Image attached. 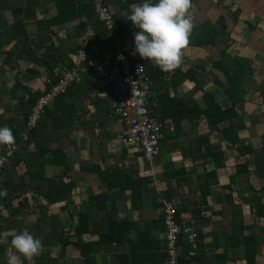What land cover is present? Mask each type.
<instances>
[{
    "label": "crops",
    "instance_id": "0c3cea01",
    "mask_svg": "<svg viewBox=\"0 0 264 264\" xmlns=\"http://www.w3.org/2000/svg\"><path fill=\"white\" fill-rule=\"evenodd\" d=\"M141 2L109 0L113 29L100 32L91 24V59L79 68L75 81L90 91V98L82 101L84 109L74 116L82 123L64 129L39 127L30 141L18 142L15 155L2 167L0 231L8 233L9 241L23 230L41 239L40 254L31 261L21 258L23 264H85L75 244L76 214L89 195L108 192L94 172L82 171L91 165L111 173L119 170L110 180L116 183L109 191L111 210L91 212V236H81L83 241L91 240V264H167L160 210L163 200H169L176 207L177 218L190 223L197 232L201 248L198 264H245L243 250L228 244L239 214L252 234L253 221L256 223V264H264V221L253 217V189L254 196L264 198V179L254 174L253 155L241 154L237 145H232L236 138L239 145L261 147L264 134V0H192L193 30L182 63L176 68L179 78L163 75L162 88H167L170 96L183 97L200 107L205 106L203 94L208 92L223 109L234 99L224 92L228 86L224 71L234 74L241 67L243 102L233 106L237 116L218 123L217 129L207 127L208 118L185 121L177 135L168 126L171 137L161 142L160 154L151 166L141 152L120 143L121 123L111 114L103 80V71L115 54L125 52L132 44L138 29L126 15ZM57 5V0H0V119L4 126H9L7 120L15 115L14 102L19 97L11 100L6 91L18 95L24 89L43 91L50 64L43 61L45 57L50 61L59 58L57 67L62 58L74 63L83 32L77 29L78 18L65 24H48ZM14 27L24 34L16 35ZM5 51L14 55L3 62ZM181 73H186L183 80ZM158 84L151 85L154 91ZM95 102L102 103L109 114L100 116ZM64 104H48L41 117L48 119V111L54 109L56 113L51 116L58 115ZM57 148L70 160L64 181L73 183L72 198L51 201L46 198L48 181L39 173L43 170L47 177L62 171V166L52 164L51 155L44 152ZM209 153L222 165L217 166ZM245 164L246 169L239 168ZM239 169L243 172L238 173ZM122 170L149 179L137 208H131L129 190L120 192L117 188L125 182ZM118 218L125 220L117 229L120 237L127 239L134 234V241L130 244L125 239L109 245L98 242V234L105 233L108 221ZM126 221H131V226ZM60 232L72 244H60ZM14 252L10 244H0V264H6L7 255Z\"/></svg>",
    "mask_w": 264,
    "mask_h": 264
},
{
    "label": "trees",
    "instance_id": "16d2710c",
    "mask_svg": "<svg viewBox=\"0 0 264 264\" xmlns=\"http://www.w3.org/2000/svg\"><path fill=\"white\" fill-rule=\"evenodd\" d=\"M58 5L56 8V14L50 18L51 21H47L49 25H56V24H65L67 22H71L73 19L78 18V30H82L84 32L86 26H90L93 24V26L97 27V29L100 32H106V29L103 26V23L96 20L93 12L92 3L88 0H57ZM21 22H18L19 24ZM22 29V28H21ZM15 34L18 35L24 34V31H18L15 30ZM134 39V38H133ZM90 45H91V37L89 38L88 45L86 46V58L83 63H81L78 67L81 68V66H87L90 59H91V52H90ZM134 44L132 41V44L128 46V48L133 49ZM127 48V49H128ZM9 51H5V58L7 59L8 55H10ZM14 55V54H13ZM11 54V56H13ZM61 59V58H60ZM16 60V59H15ZM48 60V61H47ZM140 60H142L143 64L145 65V69L147 74L150 77L151 85L156 84L157 82H160L157 85L156 90L150 86L149 88V95L147 97V104L148 107L151 108L159 120L161 121L162 125V133L163 137L161 139V142L165 138H169L170 132H168V126L172 127L173 132L177 135V133L180 132L182 129L183 123L185 121H193L198 120L200 118H208L207 120V127L210 130L217 129V124L226 120H231L232 118H235L237 116L236 111L233 110V106L237 104H242L243 102V90L241 88L240 79L243 73L242 68L238 67L240 71H237L236 73L232 74L231 70L224 71L226 81L228 83V86L226 89H224L225 94L229 98H234L230 101L229 107L223 108L218 104L217 101H215L212 94L206 92L203 94V98L205 99V106L200 107L197 104H191L188 99H184L183 97L180 98V96L172 95L170 96L167 88H162V82H163V75H170L169 77L171 79L173 78H179L178 77V70L174 69L169 72H161L157 65H155L154 62L151 60H143L140 57ZM43 61H46V63H50L47 65L48 75L47 80L45 81V89L43 91L39 90H30V89H24L21 93V95H18V93L15 94V91H6L7 94H9L10 99L12 100L13 96H19L16 101H18L16 104V109L13 111V117L9 120H7L9 126L13 132V135L15 137V142H21L22 137L21 133L24 129L25 122L28 118L29 112L31 110V107L37 100V98L45 91L47 90L61 75L63 71L68 69L71 66H74L75 64L70 59L62 58L61 64L57 67L58 59H54L50 61L48 58H44ZM176 70V71H175ZM174 72V73H172ZM172 73V74H171ZM177 74V76H176ZM186 77V73H181L180 80H183V78ZM104 80V79H103ZM107 87V86H106ZM154 92V94L152 93ZM90 91L85 88V86L78 85L76 82L71 83L67 89L59 94L56 95L53 100L50 103H60L64 104V101H72L71 103L64 104V109H60L58 111V115L51 116L50 113H56V109L52 110V112H49V118L44 119L42 117L39 118L36 126L32 128L29 131L28 139L25 141L28 142L31 140L32 134L35 133L36 129L39 127L42 128H66L67 126H77L82 123L81 120L74 118L75 115H77L78 111L82 112L81 110L84 109L82 107V101H85L89 99L90 97ZM107 100H111V98L106 97ZM63 101V102H62ZM49 103V104H50ZM18 105V106H17ZM67 105V106H66ZM100 105V106H98ZM95 111L99 113L100 116L104 114H109V109L102 106V103H94ZM46 110H48V105L45 107ZM112 111V108H111ZM81 115V113H79ZM112 114V113H111ZM210 118V119H209ZM168 120V121H167ZM0 126L3 125V120L0 119ZM73 127V128H74ZM174 134V135H175ZM226 139L229 142H232L230 140V137H226ZM236 140V138H235ZM235 140L232 142L237 145V149L241 154H252L253 155V161L252 164L254 165V174L260 178L264 179V134L261 136V147H255L254 148L248 144V145H239V140L235 142ZM121 143V142H120ZM122 144V143H121ZM123 145V144H122ZM3 145L1 147V153L3 152ZM211 146V145H210ZM126 147V146H125ZM129 148V147H127ZM49 153L51 156V163L56 165L62 166V171L59 173L54 172L51 176H45L42 170V167H39L42 170V173H39V177L43 180L48 181V191L46 193V198H49L51 201L56 200H65L66 198L70 199L72 198V189H73V183L71 180L65 182L64 178L67 176V172L69 170V157L66 156V153L62 152L61 149H50L47 151H44ZM16 153V152H15ZM142 155V153H140ZM15 155V154H14ZM211 156V160L215 163H217V166H221L222 163H218L215 156L212 154H208ZM158 157V156H157ZM156 157V158H157ZM12 158V157H11ZM155 158V159H156ZM239 168H247V164L245 165H239ZM40 170L38 169V172ZM84 172L92 173L94 172L101 182L106 184L107 193H101L99 195H94L91 197L89 195L87 201L81 202L78 208V212L76 214L77 216V222L74 226V235L77 238L76 245L79 249L80 256L84 259V263L86 262L88 264H91V240L83 241L81 239V236H91V212L95 213H102V212H109L111 210L110 208V190L114 189V186H116V183H111L110 180L115 179L114 177H117V172L119 173V170L117 172H112L110 170H101L98 167H91V165H86L82 169ZM115 171V170H114ZM238 173H242L243 171H240V169L237 171ZM111 173V175H110ZM122 175H124L125 182L124 184L117 186L118 190H121L120 192L124 190H129L130 195V203L131 208H137L139 201H142L143 199V193L145 185L148 183V178H141L139 176H136L134 174L126 173L125 170L120 171ZM133 173V172H132ZM262 190H264V184L262 185ZM255 190L253 189V217L258 222L264 221V198L261 196L255 195ZM92 203V207H91ZM238 223L236 220H234V232L229 237V246L241 248L243 250L244 254V263L245 264H256V256L258 251V238L254 232V228L256 223L253 221V234L249 232V227L243 225V218L239 214L238 215ZM235 219V218H234ZM125 222L124 219L118 218L114 221H108V229L105 231V233H99L98 236V242H101L103 244L109 245L112 242H121L125 241L126 238L120 237L117 229L119 226H121ZM128 226H131V221H126ZM112 227V228H111ZM115 227V231H113V228ZM244 230L247 231L244 233ZM134 236L130 235L126 241L130 242V244L134 241L131 239ZM57 241L62 245L72 244L68 238L66 237L65 233H59ZM184 245V249L186 248V244ZM199 254V253H198ZM197 254V256H198ZM195 257L196 262L198 257ZM184 261V259H182Z\"/></svg>",
    "mask_w": 264,
    "mask_h": 264
},
{
    "label": "built area",
    "instance_id": "2783aa9c",
    "mask_svg": "<svg viewBox=\"0 0 264 264\" xmlns=\"http://www.w3.org/2000/svg\"><path fill=\"white\" fill-rule=\"evenodd\" d=\"M88 1L92 3L96 20L102 22L107 31L112 30L115 20L108 6L109 0ZM92 33L90 26H86L75 53V65L63 71L33 104L21 133L23 141L28 139L29 131L36 126L45 107L56 95L63 93L78 79V66L85 61V50ZM121 54L124 59H118ZM103 79L107 86L106 96L111 98V113L121 123L120 142L126 147L141 152L151 166L160 154L163 133L161 121L147 104L152 82L140 56L133 55L131 48L125 52L118 51L113 61L104 69ZM17 149L16 142L4 146L0 155V171ZM160 210L165 229L164 252L167 264H198L195 257L201 248L195 229L190 223L177 218L176 207L169 200H163ZM183 244H186L185 249Z\"/></svg>",
    "mask_w": 264,
    "mask_h": 264
},
{
    "label": "clouds",
    "instance_id": "9594fccd",
    "mask_svg": "<svg viewBox=\"0 0 264 264\" xmlns=\"http://www.w3.org/2000/svg\"><path fill=\"white\" fill-rule=\"evenodd\" d=\"M192 0H142L132 7L126 19L138 31L134 32L132 54L151 60L165 72L181 63L193 30ZM118 59H124L123 54ZM15 137L10 127L0 126V145H11ZM122 215V214H121ZM0 244H10L15 250L8 254L6 264L31 261L42 250V241L27 230L8 240V233L0 231Z\"/></svg>",
    "mask_w": 264,
    "mask_h": 264
},
{
    "label": "rangeland",
    "instance_id": "374dc122",
    "mask_svg": "<svg viewBox=\"0 0 264 264\" xmlns=\"http://www.w3.org/2000/svg\"><path fill=\"white\" fill-rule=\"evenodd\" d=\"M91 28V27H90ZM2 88V87H1ZM6 103H9V101L8 102H6ZM12 102H10L9 104H11ZM14 104H15V102H14ZM4 108L6 109V108H8V106L7 107H5L4 106ZM32 108V107H31ZM112 116H113V114H112ZM116 118V117H115ZM117 119V118H116ZM121 132H122V130H121ZM124 146V145H123Z\"/></svg>",
    "mask_w": 264,
    "mask_h": 264
}]
</instances>
